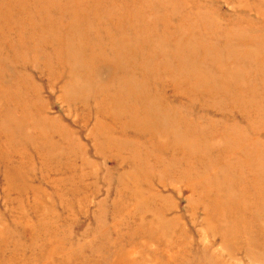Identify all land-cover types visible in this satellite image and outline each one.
Returning <instances> with one entry per match:
<instances>
[{"label": "rangeland", "instance_id": "rangeland-1", "mask_svg": "<svg viewBox=\"0 0 264 264\" xmlns=\"http://www.w3.org/2000/svg\"><path fill=\"white\" fill-rule=\"evenodd\" d=\"M0 264H264V0H0Z\"/></svg>", "mask_w": 264, "mask_h": 264}]
</instances>
